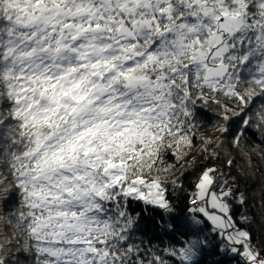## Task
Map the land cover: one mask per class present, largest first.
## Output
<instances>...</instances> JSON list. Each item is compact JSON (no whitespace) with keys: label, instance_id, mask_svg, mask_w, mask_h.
I'll return each mask as SVG.
<instances>
[{"label":"snow or ice","instance_id":"6c2138e0","mask_svg":"<svg viewBox=\"0 0 264 264\" xmlns=\"http://www.w3.org/2000/svg\"><path fill=\"white\" fill-rule=\"evenodd\" d=\"M205 119L264 159V0H0V264H264Z\"/></svg>","mask_w":264,"mask_h":264},{"label":"trees","instance_id":"16d2710c","mask_svg":"<svg viewBox=\"0 0 264 264\" xmlns=\"http://www.w3.org/2000/svg\"><path fill=\"white\" fill-rule=\"evenodd\" d=\"M206 126L202 127L196 133L195 147L186 158L190 161L185 168L181 169L177 166V174L181 171L188 173L187 179L184 182V187L187 188L188 183L194 179V177L201 171L200 166H209L214 164L222 168L225 173H231V176L239 183L240 190L246 193L248 203L243 206H237L235 211L239 213H245L248 216V221L242 222L241 226L248 228L253 235V243L259 247H264V159H261L258 155L253 154L251 160V166H249L248 156L243 153L237 152L232 147L231 138H227V143L221 145L220 141L225 140V137L213 127L214 121L205 119L202 121ZM247 136L255 141L252 137V133H247ZM205 140H212L213 143H205ZM206 149V151H202ZM221 153V159H216L214 156L210 157L212 152ZM225 153L230 154L235 159V164L228 166L225 162ZM167 163H175L174 159H167ZM181 193H176L173 196V200L176 201ZM187 200L179 202V206L176 208V214H185V205ZM144 206L141 204L137 208V211H141ZM145 221H149L152 215H158L147 209L144 211ZM170 237H164L167 241ZM211 239V237H210ZM154 244H160V240H154ZM215 243V242H214ZM164 245H161L163 247ZM200 264H213L215 261H220L221 264H237L236 260H230L219 249V246H208L207 250L198 257ZM33 257H27L25 264H31Z\"/></svg>","mask_w":264,"mask_h":264},{"label":"rangeland","instance_id":"374dc122","mask_svg":"<svg viewBox=\"0 0 264 264\" xmlns=\"http://www.w3.org/2000/svg\"><path fill=\"white\" fill-rule=\"evenodd\" d=\"M223 168V167H222Z\"/></svg>","mask_w":264,"mask_h":264}]
</instances>
